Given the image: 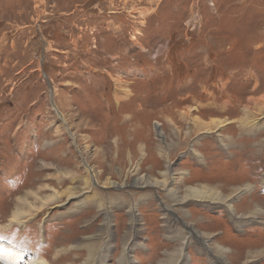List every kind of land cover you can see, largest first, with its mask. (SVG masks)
Masks as SVG:
<instances>
[{"label": "rangeland", "instance_id": "rangeland-1", "mask_svg": "<svg viewBox=\"0 0 264 264\" xmlns=\"http://www.w3.org/2000/svg\"><path fill=\"white\" fill-rule=\"evenodd\" d=\"M0 242L264 264V0H0Z\"/></svg>", "mask_w": 264, "mask_h": 264}, {"label": "bare ground", "instance_id": "bare-ground-1", "mask_svg": "<svg viewBox=\"0 0 264 264\" xmlns=\"http://www.w3.org/2000/svg\"><path fill=\"white\" fill-rule=\"evenodd\" d=\"M243 125V124H242ZM206 128V127H205ZM87 182V181H86ZM218 182V181H217ZM234 184V183H233ZM199 188V187H198ZM198 188H191L190 190V192L187 194V195H191L190 196V200L191 201H201V202H203V201H205V202H209L210 203V205L211 204H217V203H219V202H221V204L223 205V206H225V208H227V211H228V214H230L229 216H231L232 217V220L235 222V224L234 225H237V226H241L242 224H244L245 222L244 221H242V220H245V217H247V216H241V218H239V220H234L233 219V208L228 204V203H225L224 202V200L222 199L221 201H218L217 202V199L218 198H216V197H214V194H212L211 193V191L213 190V188L211 189V187H208V186H204V185H202V186H200V189H198ZM217 188V187H216ZM223 189V188H222ZM187 190H189V189H187ZM201 190H203V191H205V193H207L206 195H205V193H203ZM226 190V189H225ZM229 190V189H228ZM235 190H237V188H235ZM249 190H251V187H245V189H244V191L245 192H247L248 193V191ZM215 191H216V189H215ZM218 193H219V191H218ZM221 193V192H220ZM176 199V198H175ZM193 199V200H192ZM174 200V199H173ZM84 202V200H82L81 202H79L78 204H81V203H83ZM101 206V205H100ZM257 212V211H256ZM251 214V213H250ZM15 216V218L18 216H16V215H14ZM130 220H131V224L132 223H134V215H133V217H132V215L130 216ZM233 222V223H234ZM193 232H190V235L192 234ZM187 239L186 238H184L183 239V243L184 242H189L188 240L186 241ZM12 246H14V245H12ZM182 252H183V250H182V248H179V250L177 251V253H176V261H178L179 259V261H180V264H185V262H183L182 263V261H181V258H182ZM22 257V252H20L18 249H16V248H9L7 245H5L3 242H0V261L1 260H3V261H7V264H10V263H13V262H18L19 260H20V258ZM104 257V256H103ZM185 257V256H184ZM34 260L35 259H33V262H28L27 264H33L34 263ZM38 264H46V262H44V261H40V262H38ZM177 264V263H176ZM179 264V263H178Z\"/></svg>", "mask_w": 264, "mask_h": 264}]
</instances>
